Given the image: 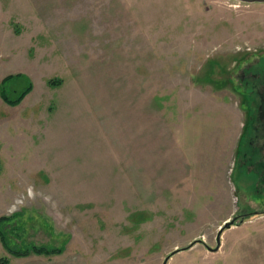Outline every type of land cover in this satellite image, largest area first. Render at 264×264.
I'll list each match as a JSON object with an SVG mask.
<instances>
[{
	"label": "rangeland",
	"instance_id": "374dc122",
	"mask_svg": "<svg viewBox=\"0 0 264 264\" xmlns=\"http://www.w3.org/2000/svg\"><path fill=\"white\" fill-rule=\"evenodd\" d=\"M262 67L264 3L0 0L11 244L163 264L202 240L168 264H264ZM9 76L11 99L32 85L16 106Z\"/></svg>",
	"mask_w": 264,
	"mask_h": 264
},
{
	"label": "trees",
	"instance_id": "16d2710c",
	"mask_svg": "<svg viewBox=\"0 0 264 264\" xmlns=\"http://www.w3.org/2000/svg\"><path fill=\"white\" fill-rule=\"evenodd\" d=\"M16 77H23L21 74H19ZM13 76H9L7 79L4 81V85L2 87V95L3 98L7 103H10L13 106H16L22 102V100L25 98V96L31 92L32 90V85L29 84L21 93L18 94V96L15 99H11L8 96V84L10 80H12ZM13 220V218H8V217H2L0 218V238L4 244V247L7 249L8 253L13 256V257H28L31 254H37V255H49L52 253L51 249L48 247H37L36 245H26V246H20L21 248L19 249L17 245L11 244L10 238L7 236L6 231L4 230L5 225L10 223ZM12 232V231H11ZM15 233V229L13 230ZM18 239V238H17ZM60 252V251H56ZM0 264H10V259L8 257H2L0 259Z\"/></svg>",
	"mask_w": 264,
	"mask_h": 264
},
{
	"label": "crops",
	"instance_id": "0c3cea01",
	"mask_svg": "<svg viewBox=\"0 0 264 264\" xmlns=\"http://www.w3.org/2000/svg\"><path fill=\"white\" fill-rule=\"evenodd\" d=\"M2 257H8L10 259V264H51L50 260L47 259L44 255H31L28 257H13L8 254L7 249L4 247V244L0 238V259Z\"/></svg>",
	"mask_w": 264,
	"mask_h": 264
},
{
	"label": "water",
	"instance_id": "95a60500",
	"mask_svg": "<svg viewBox=\"0 0 264 264\" xmlns=\"http://www.w3.org/2000/svg\"><path fill=\"white\" fill-rule=\"evenodd\" d=\"M240 2H245V3H264V0H237ZM235 225L234 221H230L227 222L225 227H223L222 229H220L219 234H218V238H217V247L215 249H212L210 247H208V250L211 252H218L220 250L221 247V236L224 233L225 229H230ZM197 243H201V244H205L204 241L202 240H196L195 242H193L190 246L183 248V249H177L176 251L172 252L164 261L163 264H168L169 260L176 254L189 250L191 249L194 245H196Z\"/></svg>",
	"mask_w": 264,
	"mask_h": 264
},
{
	"label": "flooded vegetation",
	"instance_id": "af4514ba",
	"mask_svg": "<svg viewBox=\"0 0 264 264\" xmlns=\"http://www.w3.org/2000/svg\"><path fill=\"white\" fill-rule=\"evenodd\" d=\"M258 73L264 74V67L257 68V71L253 72L252 74H254V76H256V74H258ZM261 82L264 85V81H261ZM260 98H261L260 107H261V110L263 111V115L261 116V118H259L258 122L260 123V126L262 127L261 128L262 129V133H261V131H259V132L261 133V137L264 138V95H261ZM258 130H259V128H258ZM263 149H264V147H263Z\"/></svg>",
	"mask_w": 264,
	"mask_h": 264
}]
</instances>
